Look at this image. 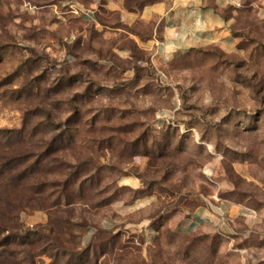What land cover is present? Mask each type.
<instances>
[{"label":"rangeland","instance_id":"rangeland-1","mask_svg":"<svg viewBox=\"0 0 264 264\" xmlns=\"http://www.w3.org/2000/svg\"><path fill=\"white\" fill-rule=\"evenodd\" d=\"M100 4L0 0V264H264V0L227 12L233 49L157 65L133 37L154 24ZM63 162L101 177L69 205ZM205 205L213 229L184 230Z\"/></svg>","mask_w":264,"mask_h":264},{"label":"crops","instance_id":"crops-1","mask_svg":"<svg viewBox=\"0 0 264 264\" xmlns=\"http://www.w3.org/2000/svg\"><path fill=\"white\" fill-rule=\"evenodd\" d=\"M239 2L240 0H153L140 8L127 9L121 0H103L100 6L116 12L124 24H154L146 37L137 34L133 37L142 49L150 53L152 63L157 65L188 50L205 49L212 45L226 51L233 49L235 38L231 34L232 18L227 16V12ZM75 6L78 10L89 11L84 15L77 13L81 20L100 25L96 6L88 8L82 3ZM159 25L160 32L157 31ZM219 209L218 206L198 207L184 230L213 229L214 218ZM105 224L107 227L111 225L109 221ZM145 224H141V227Z\"/></svg>","mask_w":264,"mask_h":264},{"label":"trees","instance_id":"trees-1","mask_svg":"<svg viewBox=\"0 0 264 264\" xmlns=\"http://www.w3.org/2000/svg\"><path fill=\"white\" fill-rule=\"evenodd\" d=\"M153 0H144L142 4H140V7L152 2ZM125 8H128L129 5L125 1ZM232 8H229V10ZM54 141V139H53ZM16 158H13L10 162H15ZM21 159L18 160L17 164H22L25 161H22ZM64 164V162L62 163ZM61 164V166H63ZM87 164V162H83V164H77L76 166H72V168H75L73 170L70 169L69 166L64 164V173H61V179L58 181H52L51 185L56 186L58 183L60 184V187H55L56 189H53L52 195H54L53 201L55 204L60 203L61 200L64 201L65 204H73L74 200H80L84 195V190L88 189L91 190L93 187H96L101 182V177L96 175L97 173H89L85 168L82 166ZM20 166L15 167L18 168ZM23 167V173L24 172V166ZM63 168V167H62ZM88 172V173H87ZM58 184V185H59ZM76 196L77 199H73V196ZM52 231L49 230L48 233L45 234L46 240L49 241V244L53 246V249L56 250V257H68L70 259H73V257L77 254H85L87 250L79 251L75 250V245L72 243L70 247H67L64 242L59 239L57 236H52ZM33 244V242L31 243ZM57 261V259H55ZM57 263V262H54Z\"/></svg>","mask_w":264,"mask_h":264},{"label":"built area","instance_id":"built-area-1","mask_svg":"<svg viewBox=\"0 0 264 264\" xmlns=\"http://www.w3.org/2000/svg\"><path fill=\"white\" fill-rule=\"evenodd\" d=\"M73 9V8H72ZM74 10V9H73ZM75 12H77V10H74ZM82 13H85V10L84 11H82Z\"/></svg>","mask_w":264,"mask_h":264}]
</instances>
